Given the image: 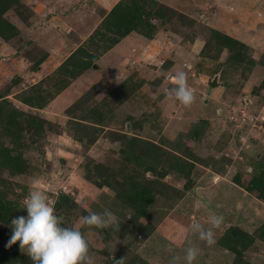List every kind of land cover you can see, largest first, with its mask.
<instances>
[{
    "label": "rangeland",
    "instance_id": "1",
    "mask_svg": "<svg viewBox=\"0 0 264 264\" xmlns=\"http://www.w3.org/2000/svg\"><path fill=\"white\" fill-rule=\"evenodd\" d=\"M100 1L109 4L98 10ZM85 2L89 11L73 17ZM1 16L9 23L0 27L3 240L39 186L64 226L83 233L94 264H172L189 241L200 248L196 264H264V198L246 188L253 177L264 182V0H19ZM149 24L157 40L132 49L114 73L81 80L91 65L58 64L73 51L56 49L60 39L98 56ZM133 62L143 63L139 73ZM179 70L196 92L191 107L167 96ZM139 187L151 196L145 214L141 199L130 201ZM105 209L119 231L81 225ZM213 214L223 222L207 246L190 228L210 227ZM6 250L13 256L0 252V264H32L19 242Z\"/></svg>",
    "mask_w": 264,
    "mask_h": 264
},
{
    "label": "clouds",
    "instance_id": "2",
    "mask_svg": "<svg viewBox=\"0 0 264 264\" xmlns=\"http://www.w3.org/2000/svg\"><path fill=\"white\" fill-rule=\"evenodd\" d=\"M191 65L185 68L190 69ZM173 86L167 90V96L185 107L196 102V92L189 83L186 70L177 71L172 77ZM27 216L11 220L12 235L7 247L19 242L20 250L26 254L32 264H94L88 242L78 228L64 226L63 216L56 214L54 204L48 196L36 186L29 192L23 203ZM223 217L213 214L205 228L199 222L191 224V234L207 246L216 243L214 229L220 227ZM81 225L95 229L113 228L119 231V218L105 209L102 213L90 212L81 217ZM200 248L189 241L184 255L173 256L172 264H196ZM122 264V259L116 260Z\"/></svg>",
    "mask_w": 264,
    "mask_h": 264
},
{
    "label": "crops",
    "instance_id": "3",
    "mask_svg": "<svg viewBox=\"0 0 264 264\" xmlns=\"http://www.w3.org/2000/svg\"><path fill=\"white\" fill-rule=\"evenodd\" d=\"M99 3H101V4H100V7L97 8L98 10L104 8L102 6V4H106V6L109 4V2H105L104 3V1H102V2L100 1ZM114 5L115 4H113L110 8H108L106 10V12L104 13V15H102V19H101L102 21L101 22H103L106 19L108 13L113 9V6ZM89 6H91V5H89L87 2H85V4L81 5L78 9L75 10V8L77 6L74 5V7H72V9H70V11H71L70 14L74 17L77 14H79V15L82 14L84 11H87L88 12L89 11L88 10ZM90 14L91 15L93 14L92 11L90 12ZM96 20H99V17H97V15L95 14V17H94V19L92 21H96ZM85 24H86V22H85ZM93 31H95V30H93ZM156 33H158V31H156ZM156 33L155 34H152L154 36H151L150 37V36H145L144 34H139V33L135 32V31H130L128 34H126L125 37L121 38L119 40V42H117V44L113 45L109 50L106 49L107 51L104 50V51L100 52V54L98 56H96V55L95 56L94 55H90L89 52H91V51H87L86 52V50H85V52L83 51V52H78L77 54L75 53L77 58L78 57H81V58H84V59L87 58L88 61L90 60L91 61V64H90L91 66H89V67H91V69H94L91 72L90 71L86 72L85 75H84V77L81 76L80 79L81 80L87 79V80L90 81L91 78H92V76L94 75V73H104V72H113L114 73L116 71V69H120V66L119 65L124 62V60H125L124 58H125V56L127 54H129L130 56H133L132 55V52L133 51H131L132 49L138 48V52H145L148 44L150 42H152V41L157 40L158 34H156ZM85 40L86 39H81L79 41L80 44L83 43ZM125 44H128V48L125 47ZM65 45H70V47L72 48L73 51H71V52L64 51L63 52L64 56H62V55L60 56V58L62 59V61L59 62L58 64H61V63L63 64L64 61H66V59L77 48H79V46H81V45L75 44L74 42L71 41V39L68 38L67 41H66V43H64V41L62 39H60V43L56 44L55 47H56V49H59V48L65 46ZM82 48H86V47L83 46ZM58 53L59 52L56 51L52 55L58 56L57 55ZM133 53H136V50ZM118 56H120L119 57V60L117 59ZM49 58H50V56L48 55L46 57V60H45V62H44L43 65L41 63H39L40 64V70H42V71L43 70H46L47 69L46 66L47 65H51V64L48 63V59ZM135 58L137 60H144L143 58L142 59H139V57H135ZM45 64H46V66H44ZM130 64H131V66H134V68H135L134 70L137 71L138 73L140 72L141 67H143V63H141V62H133V63H130ZM43 66H44V68L42 69ZM89 72L90 73H93V74H89ZM76 82L77 81H75V83Z\"/></svg>",
    "mask_w": 264,
    "mask_h": 264
},
{
    "label": "trees",
    "instance_id": "4",
    "mask_svg": "<svg viewBox=\"0 0 264 264\" xmlns=\"http://www.w3.org/2000/svg\"><path fill=\"white\" fill-rule=\"evenodd\" d=\"M18 2H19V0H0V20L2 18V16H1L2 13L5 10L9 9L10 7H13L14 5L18 4ZM118 6H116L115 8H113L108 13L107 16H111L113 14V10L116 9ZM120 20H121V17L117 16L116 17V20H115V26H116V28L119 30V33L127 32V29L126 30L125 29L124 30L123 29H120L121 28L120 25H123V24L120 23L121 22ZM7 25H9L8 22L0 21V27L2 26L4 28ZM148 28H150V31H148V30L141 31L140 30V32L142 34H144L145 36H150L151 37L152 36V33L154 31L153 26L150 25V26H148ZM118 30H116V31L118 32ZM79 50L81 51V50H84V49L80 47ZM77 59L79 61L77 63H74V66L71 68L72 71L77 70V68H80L81 69V68L86 67V66H89L91 64V61L90 60L88 61L87 59H84V58H81V57H78L77 58L75 52H73L66 59V62L71 63L72 60H77ZM72 64H73V62H72ZM11 158L12 157H8L5 160L8 162V160H10ZM18 162L19 161H17V160L15 162L16 168H17V170H21V166L19 165ZM260 177L261 176H258L256 178L253 177L249 181L250 184L249 185H246V188H247L248 191H256L257 190L259 192L257 196L260 197V198H264V182H261ZM236 182L239 183V184H242V182L239 179H236ZM134 185L136 186V184H134ZM145 193H146V188L145 187H139L138 189H136L133 192V194L130 197V201H133L134 200L133 201L134 203L140 201L138 199H141L142 200L141 206H139V207L136 206L137 212L140 213V214H145L146 213V204L149 202V200H151V196L150 197H147V196H145ZM135 198H137V200H135ZM0 210H3L2 213H0V221L8 223V221H9L8 220L9 219V215L8 214L10 213V211H7V208L1 207V206H0ZM7 235H8V232L6 230L0 228V252H1V255L4 256V258L7 257V255L9 256V258L11 256H13L12 254H9L8 251L6 250V248H7L6 245L7 244H5V243H7V242H6V240H3V238H5L4 236H7ZM237 236H238V233H237ZM237 236L235 238H238Z\"/></svg>",
    "mask_w": 264,
    "mask_h": 264
}]
</instances>
